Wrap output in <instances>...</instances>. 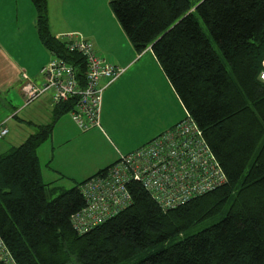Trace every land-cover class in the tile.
<instances>
[{
  "label": "trees",
  "instance_id": "16d2710c",
  "mask_svg": "<svg viewBox=\"0 0 264 264\" xmlns=\"http://www.w3.org/2000/svg\"><path fill=\"white\" fill-rule=\"evenodd\" d=\"M31 2L38 40L74 66L84 84L86 61L52 35L47 1ZM109 3L135 52L151 50L184 111L202 130L227 183L166 210L134 182L128 185V207L91 231L76 233L70 218L85 205L80 185L107 167L62 190L42 182L36 151L54 122L74 109L70 99L53 107L51 123L0 154V239L18 264H117L224 213L214 225L133 264H264V81L259 80L264 0ZM47 192L57 197L47 201Z\"/></svg>",
  "mask_w": 264,
  "mask_h": 264
},
{
  "label": "crops",
  "instance_id": "0c3cea01",
  "mask_svg": "<svg viewBox=\"0 0 264 264\" xmlns=\"http://www.w3.org/2000/svg\"><path fill=\"white\" fill-rule=\"evenodd\" d=\"M46 1L49 17L48 26L54 37H61L62 34L78 33L82 38H86L91 42L94 51L100 57L107 59L117 68L125 69L124 73L115 82L103 90L99 113L100 127L82 132L74 124L69 113L61 117L69 116L72 125L80 133L77 134L78 131L75 130L74 132L73 130L74 136H77L74 149L77 151L78 159L90 155V159L95 161V166H92L90 175L83 180H79L77 182L79 183L97 174L101 169L111 166L122 154L132 152L172 128L178 121L186 117V111L182 116L181 112L172 113L178 117L176 120L165 123V125H155L153 129L143 130L140 134L139 128L142 127L147 116L144 113L145 108L139 107L140 99L136 90V82L139 81L137 76L147 80L149 75L147 66L161 69L151 50L146 49L139 55L135 52L121 25L112 14L109 3L111 0ZM199 1L201 0H194V4ZM36 20V10L31 0H0V126L8 130L5 136L0 137V154L7 152L13 146L20 145L36 130L34 128L27 131L24 135L26 137L21 138L22 141L17 140L18 142H16L12 138L9 141L5 140L10 134L7 126L11 121L16 119L24 125L26 122L23 118L29 119L28 105L30 106V104H24L21 91L22 75L26 74L34 84L40 86L42 81V76L39 73L40 68L51 62L52 59V54L38 40L35 29ZM61 24L68 25L63 26ZM144 56L148 57L149 65L135 68V65ZM134 69L139 73L134 74ZM144 70H146V73ZM163 78H165L164 85L168 89L169 95L177 98L168 79ZM100 81L102 86L107 83L104 79ZM147 85L150 87L155 100L160 103L159 90L154 89L149 82ZM34 101L36 102L35 106L38 107V112L41 115L50 116L51 120V112L54 106L50 104V95L44 94ZM20 115L24 117L19 118ZM61 118L54 122L52 132L36 150L37 157L39 150L43 148L49 138L51 141L59 132L64 134L65 138L69 135L68 127L64 126L65 123L58 126ZM30 122L27 121L28 124ZM56 128H58L57 131H55ZM102 146H105L107 151ZM51 150L54 152L53 147H51ZM70 156L58 155V158L66 159L71 158ZM53 158L54 155H52ZM39 170L44 184L52 183V186L58 187V185L56 186V177L55 179H53L54 177L48 178L41 172V169ZM56 172H59L60 179L63 178L59 161ZM65 177L73 181L76 179L69 174Z\"/></svg>",
  "mask_w": 264,
  "mask_h": 264
},
{
  "label": "built area",
  "instance_id": "2783aa9c",
  "mask_svg": "<svg viewBox=\"0 0 264 264\" xmlns=\"http://www.w3.org/2000/svg\"><path fill=\"white\" fill-rule=\"evenodd\" d=\"M59 40L65 43L66 50L86 61L85 83L79 82L74 66L53 54L51 62L40 68V86L26 74L22 75L24 104L44 94L50 95L51 106L71 99L74 109L69 114L74 124L82 132L98 128L103 90L125 69L100 57L91 42L78 33L61 35ZM259 74L263 82L264 58ZM101 79L107 81L106 85H101ZM7 133L8 130L0 126V137ZM134 182L147 191L159 207L173 209L222 188L227 183V175L206 143L202 130L186 112V117L172 128L132 152L122 154L111 166L80 185L85 205L71 215L74 231L80 235L87 233L128 207L132 203L128 185ZM0 263L18 264L1 239Z\"/></svg>",
  "mask_w": 264,
  "mask_h": 264
},
{
  "label": "rangeland",
  "instance_id": "374dc122",
  "mask_svg": "<svg viewBox=\"0 0 264 264\" xmlns=\"http://www.w3.org/2000/svg\"><path fill=\"white\" fill-rule=\"evenodd\" d=\"M195 16L197 18V21H199L202 31L206 34L209 42L211 43L215 53L218 54L222 62H224L223 56L222 54H220L218 46L216 45V43H214V40L210 32L208 31L206 25L203 23V21H201L197 13H195ZM61 25L67 26L68 24H61ZM63 35L65 34H62V36ZM56 38L59 39L60 37H56ZM147 59L148 57L144 56L142 60L135 65V68L136 67L139 68L142 65H149ZM147 68H149V75L147 77V80L143 77L137 76L139 81L136 82V90L138 91V97L140 99L139 107L145 108L144 113L147 116L145 122H143L142 127L139 128L140 134L143 132V130L148 131L150 129H153L155 125H160V124L165 125V123H170L173 120H176L178 117L174 116L172 113L175 114L177 112H181V116L184 113L180 101L175 96L173 95L170 96L168 93V89L165 88L164 85L165 78L163 77L166 76L164 72L161 69L155 68L154 66H147ZM144 72L146 73V70H144ZM133 73L138 74L139 72L136 69H134ZM148 82L150 83V85H152L154 89L159 90L160 103H158L153 97L150 87L147 85ZM35 103H36L35 101H32V103H30V106L28 105L29 119L21 115L19 116V118L24 117L23 120H25L26 122L24 125H22L21 122H18L16 119L10 122V124L7 126L8 129L10 130V134L5 140L9 141L10 138H12L14 141L18 142L17 140H21V138L27 133V131H31L32 129L35 128L36 130H34V132L32 133L34 134L39 130V126H43L52 122V119L50 120L49 118L50 116L47 117L46 115L45 116L44 114L41 115V113L38 112V107L35 106ZM28 120L31 121L30 124L27 123ZM60 121L61 122L58 124V126L65 123L64 126L68 127L67 130L69 132V135L65 138L64 137L65 135L59 132V134L56 135L51 141L49 138V140L44 144L43 148L39 150L40 152L38 154V157H39V162H40L39 165L41 172L48 178L54 177L53 179H55L56 177L57 178L56 186L58 185V187L62 190H68V188L75 186L79 180H83L90 175L92 166H95V161L90 159L91 158L90 155L78 159L77 151L76 149H74L75 148L74 145L77 142V138H76L77 136H74L73 133V130L74 132L75 130L76 131L78 130L75 129V127L72 125L69 116L65 115V117L61 118ZM57 129L58 128H56L55 131H57ZM77 134H80L79 131L77 132ZM16 144H20V143H16ZM51 147H53L54 152H52ZM102 148L105 151H107V148L105 146H102ZM52 155H54L53 159H52ZM58 155H67V156L71 155L70 156L71 158L59 159ZM58 161L60 162L61 165V172L63 177L61 179L59 176V172L58 173L56 172ZM67 174L72 175L76 179L73 181L69 178H66L65 176ZM46 195H47V201H51L52 199L57 197V193L51 194L47 192ZM223 217H224V213H221L211 218L204 219L202 220V222L195 224L194 226H192V228L181 233V235H177L173 238H170V240L161 242L157 246L148 249V251L137 254V256H134L133 258H130L125 262H121L117 264L136 263L138 262V260L145 258L148 253L157 252L160 249L167 248L170 246V244L180 241L183 237L192 236L193 234L202 231L204 228L214 225V223H217Z\"/></svg>",
  "mask_w": 264,
  "mask_h": 264
},
{
  "label": "bare ground",
  "instance_id": "6f19581e",
  "mask_svg": "<svg viewBox=\"0 0 264 264\" xmlns=\"http://www.w3.org/2000/svg\"><path fill=\"white\" fill-rule=\"evenodd\" d=\"M163 209H166V208H164V207H162ZM167 210V209H166Z\"/></svg>",
  "mask_w": 264,
  "mask_h": 264
}]
</instances>
